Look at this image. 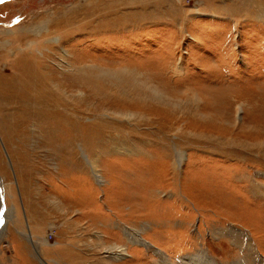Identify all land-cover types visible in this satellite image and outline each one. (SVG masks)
<instances>
[{
	"label": "rangeland",
	"instance_id": "obj_1",
	"mask_svg": "<svg viewBox=\"0 0 264 264\" xmlns=\"http://www.w3.org/2000/svg\"><path fill=\"white\" fill-rule=\"evenodd\" d=\"M256 9L0 0V264H264Z\"/></svg>",
	"mask_w": 264,
	"mask_h": 264
},
{
	"label": "bare ground",
	"instance_id": "obj_2",
	"mask_svg": "<svg viewBox=\"0 0 264 264\" xmlns=\"http://www.w3.org/2000/svg\"><path fill=\"white\" fill-rule=\"evenodd\" d=\"M248 1H250L251 2V4H252V7L254 8V6L255 7H257V11H255V12H258V19L259 20H261V21H263V23L261 22V21H259V22H261L262 24H263V26H264V2L263 1H260V0H248ZM234 3H235V1H234ZM234 3H233V5H234ZM245 3V2H244ZM249 3V2H248ZM247 5V4H246ZM222 8V7H221ZM236 8V7H235ZM235 8H234V11H235ZM238 9V8H237ZM244 9V8H243ZM248 9V8H247ZM239 10H240V8H239ZM255 10V9H254ZM254 10L253 9H251V11L252 12H254ZM218 11V10H217ZM227 11V10H226ZM233 11V10H232ZM251 11H249L248 12V10H247V12L248 13H251ZM220 12V11H219ZM232 13V12H231ZM247 13V14H248ZM216 14V13H215ZM233 14H235V12L233 13ZM241 14V13H240ZM260 14V15H259ZM231 15V14H230ZM243 15V14H242ZM245 15V14H244ZM249 15V14H248ZM217 16V15H216ZM254 17V16H253ZM255 17H256V14H255ZM145 20V19H144ZM240 20V19H239ZM243 21V20H242ZM238 24V23H237ZM64 53V52H63ZM65 54V53H64ZM69 56V55H68ZM72 67V66H71ZM182 68H181V64H179L178 65V70H181ZM101 71V70H100ZM155 89V88H154ZM159 91V90H158ZM157 91V89L156 90H154V92L155 93H157V94H161L160 92H158ZM17 116V115H16ZM38 118V117H37ZM113 148V147H112ZM114 150H117V152L118 151H127V152H130L131 150L129 149H126V148H123V147H120V148H113ZM88 163H90L91 165V168H92V171H93V173L95 174V176L96 177H98L99 179H100V177H101V175L99 174V170H97V168H96V165L93 163V162H89V160H88ZM177 163V162H176ZM257 185H259L258 183H256ZM250 186H251V189H253L255 186L252 184V183H250ZM2 195V194H1ZM4 204V203H3ZM28 236H29V234H28ZM31 236L32 235H30L28 238L30 239V241L31 242H33V241H35V239L33 240L32 238H31ZM130 237H134V238H137L138 237V235L137 236H135V235H130ZM43 240V239H42ZM248 240V239H247ZM143 241H144V239L143 238H140V240H139V242L141 243L142 242V244H143ZM40 242V241H39ZM147 243V242H146ZM149 245H151V244H149ZM251 246H252V244H250ZM253 247V246H252ZM117 248H119V251H120V255L122 256H124L125 255V253H126V249H124L123 247H121V246H117ZM127 254V253H126ZM258 256V255H257Z\"/></svg>",
	"mask_w": 264,
	"mask_h": 264
},
{
	"label": "crops",
	"instance_id": "obj_3",
	"mask_svg": "<svg viewBox=\"0 0 264 264\" xmlns=\"http://www.w3.org/2000/svg\"><path fill=\"white\" fill-rule=\"evenodd\" d=\"M30 230V229H29ZM30 234V233H29ZM31 235V234H30ZM35 236V235H34ZM18 252L23 253L24 251L18 247Z\"/></svg>",
	"mask_w": 264,
	"mask_h": 264
},
{
	"label": "water",
	"instance_id": "obj_4",
	"mask_svg": "<svg viewBox=\"0 0 264 264\" xmlns=\"http://www.w3.org/2000/svg\"><path fill=\"white\" fill-rule=\"evenodd\" d=\"M2 205H3V208H2V210L4 211V210H5L4 204L2 203Z\"/></svg>",
	"mask_w": 264,
	"mask_h": 264
}]
</instances>
